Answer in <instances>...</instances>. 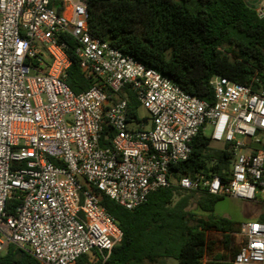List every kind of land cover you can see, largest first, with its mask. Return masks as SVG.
<instances>
[{"label": "built area", "instance_id": "built-area-1", "mask_svg": "<svg viewBox=\"0 0 264 264\" xmlns=\"http://www.w3.org/2000/svg\"><path fill=\"white\" fill-rule=\"evenodd\" d=\"M87 19L85 0H0V250L14 244L40 264L110 252L123 233L95 190L128 209L171 184L264 196V90L216 75L211 104L93 35ZM64 32L98 79L79 93L66 81ZM126 88L150 117L129 116ZM200 130L232 152L230 173L172 179ZM238 227L232 264H264V221Z\"/></svg>", "mask_w": 264, "mask_h": 264}, {"label": "trees", "instance_id": "trees-1", "mask_svg": "<svg viewBox=\"0 0 264 264\" xmlns=\"http://www.w3.org/2000/svg\"><path fill=\"white\" fill-rule=\"evenodd\" d=\"M88 26L93 35L108 41L125 54L170 77L185 91L215 101L211 79L223 76L264 90V9L247 0H85ZM55 3L53 2V5ZM59 9V7H57ZM71 60L66 81L79 93L98 79L85 75L76 54L78 40L61 34ZM129 116H136L140 103L126 88ZM232 152L227 145L215 146L202 130L192 142V152L170 167L171 178L196 177L214 171L223 179L230 173ZM101 204L122 230L121 240L110 252L94 250V259L80 256L76 264H232L239 249L231 218L215 213L225 196L203 190H188L178 184L159 187L147 200L128 209L95 190ZM195 203V208L189 206ZM19 200L11 198L8 209L15 213ZM195 209L205 212L199 216ZM260 220L264 221V213ZM230 257L216 251L217 240ZM0 264H40L29 252L10 244L0 250Z\"/></svg>", "mask_w": 264, "mask_h": 264}, {"label": "rangeland", "instance_id": "rangeland-1", "mask_svg": "<svg viewBox=\"0 0 264 264\" xmlns=\"http://www.w3.org/2000/svg\"><path fill=\"white\" fill-rule=\"evenodd\" d=\"M252 5L256 6L258 10L264 9V0H247ZM139 116L140 118L150 117L148 110L140 106L139 107ZM208 132V131H207ZM215 146H220L221 144H213ZM189 208H195V203L189 206ZM196 213L199 216H203L205 212L195 209ZM215 213L226 216L231 218L234 222H236V226L239 223H242L247 220H260L261 214L264 213V196H259L256 200H245L242 198L234 197V196H225L220 199L215 205ZM236 235V242L239 243L241 237L237 234ZM215 240L216 243V251L221 250L225 254L230 257V252L226 249H223L220 244L221 235L215 233L211 236ZM90 259H94L93 255H89ZM177 259L173 257L166 258L165 264H177Z\"/></svg>", "mask_w": 264, "mask_h": 264}, {"label": "water", "instance_id": "water-1", "mask_svg": "<svg viewBox=\"0 0 264 264\" xmlns=\"http://www.w3.org/2000/svg\"><path fill=\"white\" fill-rule=\"evenodd\" d=\"M252 146H254L256 148H263V147L259 146L258 144H253Z\"/></svg>", "mask_w": 264, "mask_h": 264}]
</instances>
